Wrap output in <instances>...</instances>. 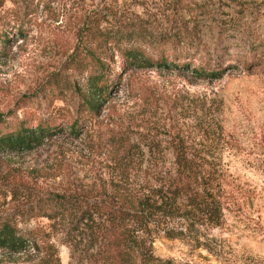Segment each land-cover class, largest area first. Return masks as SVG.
Instances as JSON below:
<instances>
[{
  "label": "rangeland",
  "instance_id": "1",
  "mask_svg": "<svg viewBox=\"0 0 264 264\" xmlns=\"http://www.w3.org/2000/svg\"><path fill=\"white\" fill-rule=\"evenodd\" d=\"M136 19L151 38L190 36L177 49L186 67L104 56L114 84L86 113L70 57L88 44V26L134 30ZM195 67L218 75L198 77ZM30 113L63 131L34 150L0 153V217L38 246L53 243L59 264H90L86 243L77 233L69 243L70 219L27 214L38 197L138 194L172 171L178 146L220 167L224 222L174 239L160 231L154 254L164 264H264V0H0V125ZM37 250L0 249V264H34Z\"/></svg>",
  "mask_w": 264,
  "mask_h": 264
},
{
  "label": "trees",
  "instance_id": "2",
  "mask_svg": "<svg viewBox=\"0 0 264 264\" xmlns=\"http://www.w3.org/2000/svg\"><path fill=\"white\" fill-rule=\"evenodd\" d=\"M134 26V30L126 26L109 30L99 27V22L90 25L82 36L88 44L70 57L83 80L73 89L86 113H96L114 84L104 56L113 57L117 53L133 68L186 67L179 60L187 54L177 49L190 36L165 32L151 38L144 34L139 19ZM154 54L157 57L153 58ZM192 69L198 77L218 75L214 70ZM78 123L75 119L70 130L77 131ZM61 127L46 119L37 120L33 113L4 122L0 125V153L34 150L63 131ZM174 153L172 171L164 172L155 184H147L138 194L90 202L75 194L47 192L37 198L27 214L51 220L70 219V230L74 233L69 243L77 233L78 240L86 243L83 258L90 264H164L154 254L153 242L158 232L174 239L196 225L221 226L227 208L221 191L220 167L187 155L179 146ZM30 245L40 255L34 264H59L53 243L47 241L38 246L30 232L19 230L10 216L0 217V249L16 254Z\"/></svg>",
  "mask_w": 264,
  "mask_h": 264
}]
</instances>
